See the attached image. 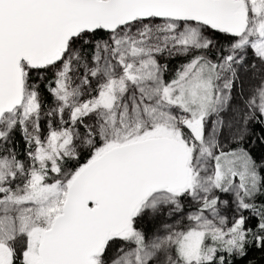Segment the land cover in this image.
I'll use <instances>...</instances> for the list:
<instances>
[{"label": "snow or ice", "instance_id": "snow-or-ice-1", "mask_svg": "<svg viewBox=\"0 0 264 264\" xmlns=\"http://www.w3.org/2000/svg\"><path fill=\"white\" fill-rule=\"evenodd\" d=\"M0 264H264V0H0Z\"/></svg>", "mask_w": 264, "mask_h": 264}, {"label": "trees", "instance_id": "trees-1", "mask_svg": "<svg viewBox=\"0 0 264 264\" xmlns=\"http://www.w3.org/2000/svg\"><path fill=\"white\" fill-rule=\"evenodd\" d=\"M254 255H255V258H256L257 260L260 259V254H259V253H255Z\"/></svg>", "mask_w": 264, "mask_h": 264}]
</instances>
